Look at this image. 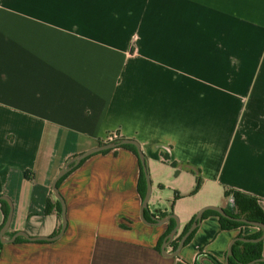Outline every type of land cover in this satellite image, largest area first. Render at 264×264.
I'll return each mask as SVG.
<instances>
[{
	"label": "crops",
	"instance_id": "0c3cea01",
	"mask_svg": "<svg viewBox=\"0 0 264 264\" xmlns=\"http://www.w3.org/2000/svg\"><path fill=\"white\" fill-rule=\"evenodd\" d=\"M111 132L140 144L146 215H176L177 233L203 206L231 208L225 189L264 210V0H0L8 232L57 234L54 177ZM139 161L123 147L84 158L58 184L64 233L1 243L0 264H226L233 238L261 230L222 229L209 213L164 256L156 245L175 220H141Z\"/></svg>",
	"mask_w": 264,
	"mask_h": 264
},
{
	"label": "water",
	"instance_id": "95a60500",
	"mask_svg": "<svg viewBox=\"0 0 264 264\" xmlns=\"http://www.w3.org/2000/svg\"><path fill=\"white\" fill-rule=\"evenodd\" d=\"M126 144H131L136 148L137 151V155L138 158L140 160L141 166H142V170H143V174H144V178H145V194L142 198V203H141V207H140V218L142 221H144L147 224L150 225H159V224H163L166 223L168 221H170L171 219L175 220V225L172 228V230L164 237L161 246H160V252L164 255V256H170V257H174L176 256L180 250L182 249V247L185 245L186 239L188 238V236L194 231L196 230V228L199 226L204 213L206 211H214L217 214H219L222 217H225L227 219H231V220H236L239 222H243L249 226H255L258 227L262 230V233L260 236L256 237V238H248L246 236H236L235 238H233L231 240V242L228 245L227 248V254H226V264H229L228 260L229 257L233 256V250L232 247L233 245L237 242V241H241V242H259L263 239L264 237V223L262 222H258V221H254V220H250L248 218L245 217H234L232 215H230L229 213L226 212L225 208H222L220 206H214V205H207V206H203L202 208H200L195 215L193 216V220L190 224V226L188 227V229L181 235L180 240L176 246V248L174 250H172V252H166V247L168 246V244L172 241V239L174 238V236L176 235L179 227H180V222L178 220V218L176 217V215L169 213L166 214L162 217H158L156 215H154L153 213H149V216L147 217L146 215V211H148V202L150 199V195H151V181H150V176L148 173V168H147V163H146V158L140 148V144L138 143V141H136L135 139H131V138H120L117 140H113V141H108V142H103L100 143L98 146L90 148L84 152H81L80 154L73 156L72 158H70L58 171V173L56 174V176L54 177L52 184H51V190L54 194V196L57 198V200L59 201L60 204V217H61V226H60V230L57 234L53 235V236H30L28 235L26 232L19 230L16 231L12 234L11 237L9 238H5L4 235L6 233V231L9 229L10 227V223L12 220V215H13V206H12V202L10 200L9 197L5 196V195H0V200H4L7 202L9 210L8 213L6 215V218L4 220L3 225L0 228V243H10V242H14L18 237H23L27 240L30 241H36V240H45V241H51V240H55L57 238H59L65 231L66 226H67V220H66V205H65V201L63 199V197L61 196L59 189H58V181L60 178H62L64 175H66L70 170H72L74 167H76L84 158H86L87 156L93 154V153H97V152H101L104 150H111V149H115L118 147H121L123 145ZM148 218L150 220H148ZM260 262H264V257L261 256L259 258H255L249 262H237L236 264H257Z\"/></svg>",
	"mask_w": 264,
	"mask_h": 264
},
{
	"label": "trees",
	"instance_id": "16d2710c",
	"mask_svg": "<svg viewBox=\"0 0 264 264\" xmlns=\"http://www.w3.org/2000/svg\"><path fill=\"white\" fill-rule=\"evenodd\" d=\"M118 139H120V137ZM121 147L131 150L138 157L136 148L133 145L126 144V145H123ZM104 151H109V150H104ZM138 161H139V158H138ZM139 164H140V175H139V181H138V191H139L141 197L143 198V196L145 194V178H144V174H143V170H142V166H141L140 161H139ZM65 176L66 175H64L62 178L59 179L58 184ZM200 183H201V178L199 176H197L193 193L199 188ZM224 195L225 196H231L232 199H233V206L231 208H229V209H225L227 213H229L230 215H232L234 217H245V218H248L250 220H254V221H258V222L264 223V210L259 205L258 199L256 197L251 196L249 194H246L244 192L238 191V190H234V189H225L224 190ZM176 196H178V194H176ZM0 201L2 202V205H3V213H4V220H5L6 215L8 213V210H9V207H8L7 203L4 200H0ZM57 203H58V211L60 212V204H59V202H57ZM209 213L218 216L219 222H220V226H221L222 229H229V228H233V227H237V226H241V225H247V224H245L243 222H239V221H236V220H231V219H227L225 217H222L219 214H217L216 212L210 211V210L206 211L204 213V216L206 214H209ZM164 215L165 214H162V216H164ZM4 220H3L2 224L0 225V228L3 225V223H4ZM192 220H193V217L184 226L181 235L188 229V227L190 226ZM174 225H175V223H173L171 221L166 233L161 237L160 241L156 245V249L157 250H160V246H161V243H162L164 237L172 230ZM194 232H195V230L188 236V238L186 239L185 244L190 240V238L192 237ZM261 232L262 231L260 230L256 234L244 235V236H246L248 238H256V237L261 235ZM181 235L179 236L178 241L180 240ZM21 239H24V238L23 237H18L16 239V241L21 240ZM177 244H178V242L174 243V245L172 247V250H174L176 248ZM0 246H1V243H0ZM261 248H262V242L261 241H259V242H241V241H237L232 247L233 256L229 257L228 262H229V264H236V261L245 263V262H249V261H251V260H253L255 258H259V257L262 256L261 255ZM257 264H264V262H260V263H257Z\"/></svg>",
	"mask_w": 264,
	"mask_h": 264
},
{
	"label": "built area",
	"instance_id": "2783aa9c",
	"mask_svg": "<svg viewBox=\"0 0 264 264\" xmlns=\"http://www.w3.org/2000/svg\"><path fill=\"white\" fill-rule=\"evenodd\" d=\"M119 138L118 134L116 132H111L108 134L107 139L105 142L117 140ZM231 203H233V199L231 197Z\"/></svg>",
	"mask_w": 264,
	"mask_h": 264
},
{
	"label": "rangeland",
	"instance_id": "374dc122",
	"mask_svg": "<svg viewBox=\"0 0 264 264\" xmlns=\"http://www.w3.org/2000/svg\"><path fill=\"white\" fill-rule=\"evenodd\" d=\"M182 231H183V230H182ZM182 231H181L180 233H177V234L174 236V239L170 242V245H171L172 247H173L174 243L179 242V241H178V238H179V236L181 235ZM5 234H7L8 237H9V236H11L12 233L10 234V233L8 232V230H7Z\"/></svg>",
	"mask_w": 264,
	"mask_h": 264
}]
</instances>
